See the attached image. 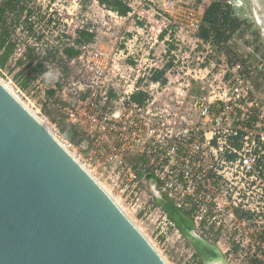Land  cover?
<instances>
[{"label":"built area","instance_id":"1","mask_svg":"<svg viewBox=\"0 0 264 264\" xmlns=\"http://www.w3.org/2000/svg\"><path fill=\"white\" fill-rule=\"evenodd\" d=\"M179 3L159 0L154 26L118 31L109 47H80L69 66L87 92L52 99L80 151L56 122L54 137L127 212H154L185 239L157 192L230 264H264V49L235 48L230 28L217 43L198 36L203 9Z\"/></svg>","mask_w":264,"mask_h":264},{"label":"water","instance_id":"2","mask_svg":"<svg viewBox=\"0 0 264 264\" xmlns=\"http://www.w3.org/2000/svg\"><path fill=\"white\" fill-rule=\"evenodd\" d=\"M264 49V0H227ZM211 46L216 47L212 43ZM150 187L156 185L151 179ZM166 213L203 264H230L191 218ZM0 264H168L112 197L0 81Z\"/></svg>","mask_w":264,"mask_h":264},{"label":"rangeland","instance_id":"3","mask_svg":"<svg viewBox=\"0 0 264 264\" xmlns=\"http://www.w3.org/2000/svg\"><path fill=\"white\" fill-rule=\"evenodd\" d=\"M159 0H128L133 8V12L126 17H116L115 14L109 13V11L98 3L97 0H40V4L45 8L48 7L49 12L53 13V16H57L60 19H64L60 25L63 31H55L52 35H47L49 40L64 41L67 42L69 35H74V29L81 26H88L96 31L97 37L92 44L94 48L109 47L112 42V37L116 32L122 31L125 33H136V24L138 21L148 24V26L154 23H148V20H152V16L156 15V11H159ZM176 5H180L181 0H173ZM177 1H179L177 3ZM185 1L184 7L201 8L203 14L205 8L211 2V0H182ZM68 16L65 18V16ZM164 23L167 26V30L174 29V25L171 17L168 13L162 12ZM159 19V17H158ZM238 19V18H237ZM239 20V19H238ZM153 21V20H152ZM242 22V25L238 29L237 37L233 42L235 48L247 51L248 46L257 45V31L251 32L250 25ZM154 22V21H153ZM66 23V27L63 24ZM63 34V35H62ZM46 38V39H47ZM59 38V39H58ZM263 48L260 49L262 51ZM21 58L22 65L15 64L16 60ZM27 63L25 55V45L23 41L18 42L17 51L11 56L8 62V69H0V81L9 87L11 91L25 104L29 111L35 115L51 132L54 136V129L52 126L53 121L47 112L42 110L44 101L52 98L53 96H77L78 92H83L82 89L86 88L87 74L81 70L80 67H70L71 78L64 81V87L59 88L57 82L58 71L56 67L51 66L50 69L42 76L37 78L34 82L30 83L26 89H21L19 81L25 75H21L23 66ZM22 69V70H21ZM50 91L52 93H50ZM57 127L60 130V136H65L61 130L60 124L57 123ZM60 139V138H59ZM74 145H76L74 143ZM77 147V145H76ZM78 151L79 148L77 147ZM123 206V204H121ZM128 214L133 218L135 225L139 227L145 236L149 239L150 243L157 249L161 256L168 264H199L198 257L189 258L188 253L191 250V245L182 238H177L174 231L170 228L162 230V218L156 213H143L138 212ZM203 264V263H202Z\"/></svg>","mask_w":264,"mask_h":264},{"label":"trees","instance_id":"4","mask_svg":"<svg viewBox=\"0 0 264 264\" xmlns=\"http://www.w3.org/2000/svg\"><path fill=\"white\" fill-rule=\"evenodd\" d=\"M97 1L108 11L117 12L118 15L126 16L133 10L128 0ZM40 3V0H0V69H8L7 64L17 51L18 42L23 41L27 63L19 72L21 75L25 72L19 81L20 88L26 89L30 83L54 66L60 81L57 85L61 89L64 87V81L71 78L69 61L79 55L83 44L94 43L97 33L88 26H81L74 29V35H69L67 42L49 40L47 35H52L57 30L63 31L60 25L64 19L53 16L48 7L44 8ZM67 17L66 15L65 18ZM138 23L143 24L141 21ZM241 25L242 22L232 14L227 0H211L204 10L198 36L207 39L213 32L217 43L223 38L225 28L235 31ZM63 26L66 27V23ZM15 64L22 65L21 58H18ZM86 92L87 90H84L81 94ZM67 135L66 137L75 144L79 142L73 130ZM195 254L199 264H202L197 253Z\"/></svg>","mask_w":264,"mask_h":264},{"label":"crops","instance_id":"5","mask_svg":"<svg viewBox=\"0 0 264 264\" xmlns=\"http://www.w3.org/2000/svg\"><path fill=\"white\" fill-rule=\"evenodd\" d=\"M179 1H177L178 3ZM182 4H185V1H180ZM256 47V46H255ZM261 49V48H260ZM258 49V51L260 50ZM42 110L47 112V114L50 116L51 120L53 122H56L58 124H60L61 126V130L63 131V133L65 134V136H68L67 133L69 131H71L70 128H68V126L66 125V123L62 120L58 118V114H57V110L53 107V101L52 98L48 99L47 101H44L43 105H42Z\"/></svg>","mask_w":264,"mask_h":264},{"label":"bare ground","instance_id":"6","mask_svg":"<svg viewBox=\"0 0 264 264\" xmlns=\"http://www.w3.org/2000/svg\"><path fill=\"white\" fill-rule=\"evenodd\" d=\"M4 84V83H3ZM6 87H7V85L6 84H4ZM8 89H9V87H7ZM10 91H11V89H9ZM12 93H13V91H11ZM13 95L27 108V105H25L14 93H13ZM28 109V108H27ZM29 110V109H28ZM39 120V119H38ZM40 121V120H39ZM41 122V121H40ZM42 123V122H41ZM43 124V123H42ZM44 125V124H43ZM45 126V125H44ZM56 139V138H55ZM56 140H58V139H56ZM99 185L105 190V192H107V194H109L108 193V190H107V188H105L102 184H100L99 183ZM114 201H115V203L123 210V212H125V214L129 217V219L135 224V222L133 221V218H131V216L128 214V212L123 208V206L117 201V199L115 200L114 198H112ZM141 232H142V230L139 228V227H137ZM143 233V232H142ZM144 234V233H143ZM144 236H145V234H144ZM147 238V237H146ZM148 239V238H147ZM149 240V239H148Z\"/></svg>","mask_w":264,"mask_h":264},{"label":"flooded vegetation","instance_id":"7","mask_svg":"<svg viewBox=\"0 0 264 264\" xmlns=\"http://www.w3.org/2000/svg\"><path fill=\"white\" fill-rule=\"evenodd\" d=\"M235 17H236V16H235ZM236 18H237V17H236ZM242 21L245 22L246 24L250 25V29L252 28L253 23H248V19H244V20H242ZM256 37H257V43H258V42H259V34H258V32H257Z\"/></svg>","mask_w":264,"mask_h":264}]
</instances>
